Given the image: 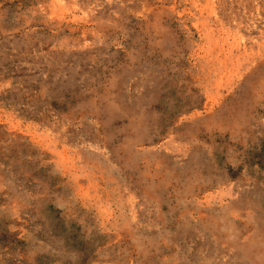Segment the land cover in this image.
Instances as JSON below:
<instances>
[{
    "label": "rangeland",
    "instance_id": "374dc122",
    "mask_svg": "<svg viewBox=\"0 0 264 264\" xmlns=\"http://www.w3.org/2000/svg\"><path fill=\"white\" fill-rule=\"evenodd\" d=\"M0 264H264V0H0Z\"/></svg>",
    "mask_w": 264,
    "mask_h": 264
}]
</instances>
